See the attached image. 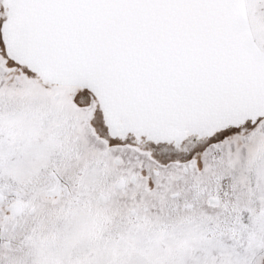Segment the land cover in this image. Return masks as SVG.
<instances>
[{
    "label": "snow or ice",
    "instance_id": "snow-or-ice-1",
    "mask_svg": "<svg viewBox=\"0 0 264 264\" xmlns=\"http://www.w3.org/2000/svg\"><path fill=\"white\" fill-rule=\"evenodd\" d=\"M0 264H264V0H0Z\"/></svg>",
    "mask_w": 264,
    "mask_h": 264
}]
</instances>
